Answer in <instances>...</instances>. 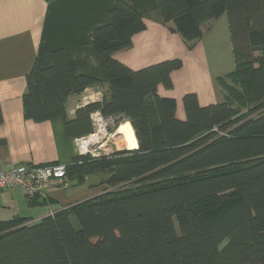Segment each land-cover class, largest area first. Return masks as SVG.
<instances>
[{
	"label": "trees",
	"instance_id": "1",
	"mask_svg": "<svg viewBox=\"0 0 264 264\" xmlns=\"http://www.w3.org/2000/svg\"><path fill=\"white\" fill-rule=\"evenodd\" d=\"M157 3L185 42L226 17L234 68L215 78L223 100L201 106L186 94L179 119L175 100L157 87L171 86L181 60L137 71L117 61L144 29L143 15L117 0L108 22L90 33L102 80L73 75L55 51L51 66L35 63L27 74L23 109L34 122L62 119L72 139L93 133L98 110L126 120L137 147L75 154L65 166L68 183L101 176L102 193L36 222L0 220V264H264V0ZM103 84L100 102L67 117L69 97Z\"/></svg>",
	"mask_w": 264,
	"mask_h": 264
},
{
	"label": "crops",
	"instance_id": "2",
	"mask_svg": "<svg viewBox=\"0 0 264 264\" xmlns=\"http://www.w3.org/2000/svg\"><path fill=\"white\" fill-rule=\"evenodd\" d=\"M116 1L0 0V169L71 163L75 156V139L66 136L62 119L34 122L25 118L26 76L35 63L41 68L51 66V54L61 50L73 75L102 80L90 33L108 22V11ZM120 1L143 15L144 29L132 36L130 48L117 52L114 58L133 71L167 60H181V67L170 73L171 86L166 88L159 84L157 87L160 96L175 100L179 119L184 118L182 99L186 94H195L201 106L220 102L215 78L229 73L227 44L233 57L229 34L226 36L227 20L225 26L222 25L223 30L214 31L216 43L212 44L208 34L224 15L206 22L200 39L185 42L171 21H162L157 0ZM90 89L103 95L107 86L86 90ZM82 94L67 99L68 118H73L76 109L87 104H82ZM91 184L81 185L87 190L72 195L65 193L70 183L64 189L53 188L37 196L32 201L36 203L34 206L20 189L5 191L0 195V220L18 216L29 218L31 222L39 221L50 212L102 193L103 186Z\"/></svg>",
	"mask_w": 264,
	"mask_h": 264
},
{
	"label": "built area",
	"instance_id": "3",
	"mask_svg": "<svg viewBox=\"0 0 264 264\" xmlns=\"http://www.w3.org/2000/svg\"><path fill=\"white\" fill-rule=\"evenodd\" d=\"M83 96V102H100L103 95L94 90H86ZM93 130L96 133H91L88 136L75 139V154L79 156L90 155L92 157L101 156L94 154L92 148L98 142H92L91 137L96 135L100 126L104 128L105 125L110 123L111 118H105L101 115L100 111H94L90 115ZM68 186V178L66 175L65 166L60 164L50 165H19L10 168L9 170L0 169V195L13 188L20 189L27 200H33L37 196L42 195L48 190L53 188H66ZM53 215L52 212L48 216Z\"/></svg>",
	"mask_w": 264,
	"mask_h": 264
},
{
	"label": "rangeland",
	"instance_id": "4",
	"mask_svg": "<svg viewBox=\"0 0 264 264\" xmlns=\"http://www.w3.org/2000/svg\"><path fill=\"white\" fill-rule=\"evenodd\" d=\"M225 22H226V17L223 16L222 19H220V20H218L216 22L214 30H212V29L210 30L208 35H209V38H210L212 44L216 43L215 40L213 39L215 29L218 32L220 31V29L223 30L222 25L225 26L224 25ZM224 29H225V27H224ZM228 34H229V32L227 30L226 31V36H228ZM227 45H228V54H227V59L228 60L226 59V63L228 64L227 66L230 67L229 68L230 70H228L227 72H230L233 69V61H232L233 57H231L230 45L229 44H227ZM211 55H213V53H209V56H211ZM224 55L225 54L223 53L222 54V58H221V59H223L222 61L225 60V56ZM217 56H218V54H217ZM227 72H225V73H227ZM215 85L217 87L218 94L220 95L219 99L222 101L223 99H221V96L223 97V91L221 90L219 85H217L216 82H215ZM84 95H85V93L82 94L81 96L83 97ZM178 113H179V111H178ZM108 118H111L112 121L104 126V130L101 133V136L100 137H97V136L94 137V138H96L98 143L93 146L92 151H93L94 154H99L101 156L109 155V154H111L114 151L126 150V148H124L122 146H119V144L114 141L113 137H114V134H115V131H116V128L118 127V125H120L121 123L128 124V122H125L126 120L119 119L118 117H108ZM93 132L96 133L95 130H93ZM101 179H103V177H101V176H97V177H94V178H91V179H87L85 184H87V185L90 184V183L97 184V183H99L101 181ZM70 186L71 187L68 188L67 191H65V193L67 195H72V194H75V192L79 193V192L87 190V187H85V186H74V185H70ZM73 223H75V221H73Z\"/></svg>",
	"mask_w": 264,
	"mask_h": 264
},
{
	"label": "bare ground",
	"instance_id": "5",
	"mask_svg": "<svg viewBox=\"0 0 264 264\" xmlns=\"http://www.w3.org/2000/svg\"><path fill=\"white\" fill-rule=\"evenodd\" d=\"M103 130H104V128L102 126H100L98 134L93 135L90 138L91 141L94 143L98 142L96 140V138H94V137L95 136L100 137ZM113 139L115 142H117L119 144V146H122L128 150H135L137 147V140L135 138L134 131L132 130V128L128 124L121 123L120 125H118V127L116 128Z\"/></svg>",
	"mask_w": 264,
	"mask_h": 264
},
{
	"label": "water",
	"instance_id": "6",
	"mask_svg": "<svg viewBox=\"0 0 264 264\" xmlns=\"http://www.w3.org/2000/svg\"><path fill=\"white\" fill-rule=\"evenodd\" d=\"M126 150H128V149H126Z\"/></svg>",
	"mask_w": 264,
	"mask_h": 264
}]
</instances>
